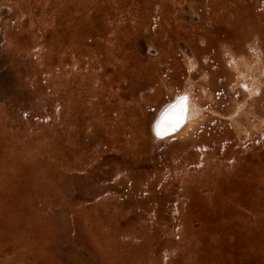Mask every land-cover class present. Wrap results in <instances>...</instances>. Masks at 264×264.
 <instances>
[{
  "label": "rangeland",
  "instance_id": "rangeland-1",
  "mask_svg": "<svg viewBox=\"0 0 264 264\" xmlns=\"http://www.w3.org/2000/svg\"><path fill=\"white\" fill-rule=\"evenodd\" d=\"M0 264H264V0H0Z\"/></svg>",
  "mask_w": 264,
  "mask_h": 264
},
{
  "label": "bare ground",
  "instance_id": "bare-ground-1",
  "mask_svg": "<svg viewBox=\"0 0 264 264\" xmlns=\"http://www.w3.org/2000/svg\"><path fill=\"white\" fill-rule=\"evenodd\" d=\"M241 12H238L237 15H235L229 21V23L234 24L233 26L237 29L238 34H239L236 37L237 40H238V43L232 45V47H231L232 52H233V55H232V61L233 62L232 61L229 62V63H231V66H232V64H234L235 65V68H239L242 65V63H243L242 62L243 60H248L249 59L248 56H244L243 58L241 57L242 58V61H241V58L239 57V55H241V54L244 53V50H243V42L249 40L254 33H258L259 32V26H260L259 24L262 21V19L261 18H258L257 16H255L254 13H250V12L249 13H246V12L241 13ZM213 55L215 56L214 57V61H216V60L218 61L219 60V58H217L218 52H217V54H213ZM204 60L207 61L208 60V57H205ZM242 86L245 87V89L248 92H251V89H252L251 86L252 85H250V83L243 82ZM181 97H184L186 99L187 112L185 113V121L183 122V124L176 131H181L185 127L186 123L189 120L192 119V117H193V110L190 109V101H191V99L188 96V93H184L182 95L175 96L172 100H170L169 102H166L165 104H163V106L157 112L154 120L152 121L151 129H152V132L154 133L156 139H159L160 138L159 129H158V126H159L158 125V122H159L158 120H160L161 116H164V114L166 113V111L172 105H174L175 102H177L178 100H180ZM174 115H177V113L174 114ZM173 119H175V118L173 117Z\"/></svg>",
  "mask_w": 264,
  "mask_h": 264
},
{
  "label": "water",
  "instance_id": "water-1",
  "mask_svg": "<svg viewBox=\"0 0 264 264\" xmlns=\"http://www.w3.org/2000/svg\"><path fill=\"white\" fill-rule=\"evenodd\" d=\"M187 112L186 99L181 97L180 100L175 102L158 120V129L160 137L167 136L175 132L185 121V113ZM177 115H174L176 114ZM173 117L175 119H173Z\"/></svg>",
  "mask_w": 264,
  "mask_h": 264
}]
</instances>
